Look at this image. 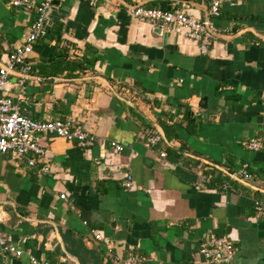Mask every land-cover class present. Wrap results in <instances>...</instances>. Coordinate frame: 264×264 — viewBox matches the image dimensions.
Here are the masks:
<instances>
[{"label": "crops", "instance_id": "crops-1", "mask_svg": "<svg viewBox=\"0 0 264 264\" xmlns=\"http://www.w3.org/2000/svg\"><path fill=\"white\" fill-rule=\"evenodd\" d=\"M137 4L205 19L211 0H58L30 68L10 74L1 93L21 112L72 119L98 140L82 147L42 135L45 155L30 153L40 166L0 154V205L10 213L0 232L25 251L4 255L0 246V264H30L28 252L52 264H117L131 253L150 256L147 264H204L200 245L211 233L233 240L227 264H264V213L254 203L264 200V145L245 146L264 138V0H223L207 53L135 16ZM35 17L0 0V62ZM152 127L163 136L154 146ZM245 163L253 180L235 175Z\"/></svg>", "mask_w": 264, "mask_h": 264}, {"label": "built area", "instance_id": "built-area-1", "mask_svg": "<svg viewBox=\"0 0 264 264\" xmlns=\"http://www.w3.org/2000/svg\"><path fill=\"white\" fill-rule=\"evenodd\" d=\"M58 0H42L35 4L34 0H10L13 6L26 9H34L36 12L35 21L29 31L24 34L19 45L9 54L5 66L0 65V154H10L14 159L24 158L30 166H40V163H46L44 159L38 160L30 157L34 152L39 155H45V149L39 144V137L47 134H54L71 142H77L79 146L90 147L94 145L98 138L95 133L83 129L81 126H75L72 119H47L37 120L22 114L19 106L7 96L2 95V90L6 87L12 70L18 66H24L25 72L30 68L28 58L34 50L35 44L48 33L51 26L50 11L56 6ZM95 6L99 0H85ZM223 0H211L210 12L207 18H196L185 10H167L157 7H148L139 5L132 8L135 16L141 19L151 20L159 24L163 29L174 33H185L188 38L199 43L201 51L207 53L210 46L217 39L220 29L216 27L210 19L219 17L222 14ZM70 51L72 46L65 43ZM148 143L151 146L157 145L163 140L161 132L157 128H148L146 130ZM109 147L123 152L124 145L117 140L111 139L108 142ZM264 145V138L254 137L245 142V146L250 150H260ZM167 155L166 151L160 152L161 157ZM49 164H44L41 168L45 171L50 169ZM235 175L244 180H251L254 174L249 169V164H243L240 171ZM202 182L207 184L211 182V174L200 173ZM133 178L127 176L126 187H132ZM203 185V184H202ZM225 190L235 191V188L229 184H223ZM66 194H61L65 198ZM255 209L258 213H264V200L255 199ZM10 213L0 205V225L6 222ZM96 239L101 236L97 234ZM0 246L3 254H14L21 257L25 251L8 244L5 237L0 232ZM235 244L227 234H208L201 242L200 252L204 257V264H227L235 256ZM30 264H52L43 261L28 252ZM150 256L141 253H131L127 257L117 258V264H147Z\"/></svg>", "mask_w": 264, "mask_h": 264}, {"label": "water", "instance_id": "water-1", "mask_svg": "<svg viewBox=\"0 0 264 264\" xmlns=\"http://www.w3.org/2000/svg\"><path fill=\"white\" fill-rule=\"evenodd\" d=\"M139 5H142V4H137L136 6H139ZM136 6H133V7H136ZM0 65L5 66V64L2 63V62H0ZM13 71H14V70H12L11 73H12ZM106 83H107V85L113 90V85H112L111 83H109L108 81H107ZM114 92H115V91H114ZM125 100H126V99H125ZM129 103H130L131 105L135 106V104H134L132 101H129ZM22 114L25 115V116H27V117H29L28 112H22ZM158 127L160 128V130H161V132H162L164 138L166 139V136H165L164 130H163L159 125H158ZM204 161H205V160H204ZM77 264H79V263L77 262Z\"/></svg>", "mask_w": 264, "mask_h": 264}, {"label": "trees", "instance_id": "trees-1", "mask_svg": "<svg viewBox=\"0 0 264 264\" xmlns=\"http://www.w3.org/2000/svg\"><path fill=\"white\" fill-rule=\"evenodd\" d=\"M163 9H166V8H163ZM168 10V9H167ZM251 171V170H250ZM253 180V179H252Z\"/></svg>", "mask_w": 264, "mask_h": 264}]
</instances>
